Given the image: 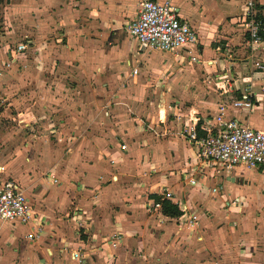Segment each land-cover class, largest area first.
<instances>
[{
	"label": "crops",
	"instance_id": "obj_1",
	"mask_svg": "<svg viewBox=\"0 0 264 264\" xmlns=\"http://www.w3.org/2000/svg\"><path fill=\"white\" fill-rule=\"evenodd\" d=\"M138 1L0 0V70L12 60L4 71L28 76L24 108L0 109V120L23 119L27 128L21 141L18 130L0 129V181L19 185L42 224L30 241L28 226L0 220V264H77L73 251L83 264H264V169L208 167L186 135L219 104L264 131V37L252 50L245 28L232 38L215 33L221 18L243 14L241 0L229 11L227 1L212 0L225 14L208 23L180 14L172 0L209 63V90L197 93V50H150L127 33ZM194 1L198 14L203 2ZM21 41L28 47L15 55ZM146 70L157 83L141 80ZM4 83L0 76V103ZM246 93L251 111L229 106ZM165 192L179 210L198 214L193 228L153 207Z\"/></svg>",
	"mask_w": 264,
	"mask_h": 264
},
{
	"label": "built area",
	"instance_id": "obj_2",
	"mask_svg": "<svg viewBox=\"0 0 264 264\" xmlns=\"http://www.w3.org/2000/svg\"><path fill=\"white\" fill-rule=\"evenodd\" d=\"M241 1V21L245 28L242 36L248 47L254 50L261 43L260 34L264 32V15L260 9V6L264 8V0ZM126 31L144 47L163 53L186 49L190 54L197 44L196 31L179 15L172 0H139L137 17L128 23ZM25 50L26 44L22 41L15 46L14 53L22 54ZM190 60H195V57L190 56ZM11 61L4 63V66L10 68ZM137 73L138 70L133 69L131 75ZM229 106L234 110L251 111L253 108L247 93L239 99L232 98ZM217 109L211 119L205 118L202 121L199 129L190 127L186 133L188 140L196 147L201 163L208 167L221 166L227 170L240 166L247 170L264 169V131L252 129L235 117L228 116L226 104H219ZM2 170L3 167H0V172ZM189 184L194 185L195 181L190 180ZM163 197L171 200L168 192ZM153 207L160 208V204L154 203ZM180 211V224L193 228L198 223L196 212L186 208H181ZM0 220L28 226L30 232L27 239L30 241L42 232V224L28 198L19 185L9 178L0 181ZM110 239L118 240V235L113 234ZM71 259L77 264H83L79 251L71 252Z\"/></svg>",
	"mask_w": 264,
	"mask_h": 264
},
{
	"label": "rangeland",
	"instance_id": "obj_3",
	"mask_svg": "<svg viewBox=\"0 0 264 264\" xmlns=\"http://www.w3.org/2000/svg\"><path fill=\"white\" fill-rule=\"evenodd\" d=\"M192 1L194 0H178L177 2V6L179 7V12L180 14L182 15H185V16H191V18H193V16L195 17H198V20L199 21H205L208 23V21H213V20H216L218 19L219 17H222L224 13L221 5L224 4V7H225V4L226 5V9L227 11L229 10H239L240 7L237 5V3L235 2V0H224V1H227V3H224L223 4H219V3H214L212 0H202L203 2V9L200 10V13L198 14H195V11L196 9L192 8ZM183 2V3H181ZM242 4H243V1H242ZM194 6H196V2L194 1ZM205 16V18H204ZM231 15H227V16H224L223 18H221V24H217L216 28L215 29V33H222L224 34L225 36L227 37H235V36H238L239 33H243L244 31V25L241 21V18H242V10L240 12V14L237 16H235V21L233 20L232 22H230V17ZM1 27V26H0ZM207 27L210 28V26L207 25ZM220 33V34H221ZM223 40L220 41L219 44L222 43ZM22 42V41H21ZM24 43L26 44V48L28 47V43L26 41H24ZM47 41H45V43H43V47L42 49L45 50L46 47H47ZM217 44V43H216ZM198 39H197V44L195 47L192 48V51H196L195 52V55L197 57H195V60H190L192 63H201L203 64V66H201L202 68H199V70H195L196 71V75L195 77L198 78V80L194 83V84H191V87H190V90H195V92L197 93H206V90L208 91L209 89H206V83H209L208 81H206V64H209L207 63L206 60H201V58H199V55L198 53H200V51L197 49V46H198ZM234 46H231L230 47L232 49L236 48L235 44H233ZM221 46V45H220ZM223 47V46H221ZM199 48V47H198ZM20 57V56H19ZM35 62L38 64V65H41L42 62L44 64V61H43V57L41 58L40 56L38 55H35ZM53 62V61H52ZM205 64V65H204ZM3 68H1L0 70V76L2 78L3 81L6 82V84L4 83L5 86H3V95L6 93V95H8V97H6L4 95V100H3V103H0V109H2V111H6V113H10L11 111L13 113H15V108H24V103L26 102L25 101V98H24V95L22 93H26V80H28V76L26 75L25 71L21 72L19 76L16 77L15 73L9 75L8 73H6V69L7 71L10 70L9 68H6L4 65L2 66ZM5 70V71H4ZM146 74L144 77L141 78V80L144 82H147L149 83V85H154L155 83H157L158 81V78L155 77L151 71L149 70H146L145 71ZM201 74V75H200ZM205 74V75H204ZM192 75H194V73H192ZM202 75H203V78H202ZM30 78V77H29ZM144 78V79H143ZM184 80L188 79V77L186 78H183ZM203 82V83H202ZM12 86H15V88H13ZM19 86V87H18ZM12 87V88H11ZM21 87V88H20ZM24 87V88H23ZM12 90V91H11ZM17 91V93L21 94L20 95V103L17 105L16 104V101H17V97L16 98H10L12 95H14ZM14 93V94H13ZM17 93L15 95H17ZM116 93V92H114ZM152 93V92H151ZM152 96V98H154V95L153 94H150ZM19 121H23L18 119V118H15V119H10V120H6L5 118H2L0 120V129L2 131H5L7 129V131H9L10 129H12L13 131H19L16 136V140H20L21 141V137H22V133H27V128L26 126L20 124ZM37 126V125H36ZM8 138V139H7ZM5 139V140H4ZM2 142L5 143V147L6 148H9L13 139L14 138H10V136H7L6 138H4ZM6 141V142H5ZM4 147V148H5ZM260 224L264 225V217H262L260 220H258Z\"/></svg>",
	"mask_w": 264,
	"mask_h": 264
},
{
	"label": "trees",
	"instance_id": "obj_4",
	"mask_svg": "<svg viewBox=\"0 0 264 264\" xmlns=\"http://www.w3.org/2000/svg\"><path fill=\"white\" fill-rule=\"evenodd\" d=\"M261 39L264 37V32L260 34ZM155 203L160 204V210L164 216L175 218L181 214V211L178 209L177 205L171 203L168 199H165L162 196L153 197Z\"/></svg>",
	"mask_w": 264,
	"mask_h": 264
}]
</instances>
